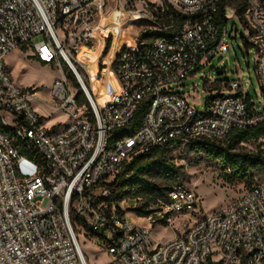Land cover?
<instances>
[{
	"label": "built area",
	"instance_id": "built-area-1",
	"mask_svg": "<svg viewBox=\"0 0 264 264\" xmlns=\"http://www.w3.org/2000/svg\"><path fill=\"white\" fill-rule=\"evenodd\" d=\"M165 1L186 19L150 43L121 47L108 68L117 88L102 101L94 82L106 69L92 74L78 53L96 38L103 0H0V264H89L80 235L97 248L94 259L107 256L104 264H264V180L208 215L200 214L196 190L176 182L168 202L136 215L147 223L113 198L109 184L139 152L183 150L194 140L264 125V0H245L241 15L231 5L225 10L228 19V10L239 18L255 50L263 100L249 104L240 79L205 77L220 93L200 109L190 100L197 90L177 88L210 56L230 49L227 24L220 31L215 21L221 0ZM29 45L35 58L59 70L51 93L70 115L62 127L45 125L31 102L35 90L17 85L8 69L6 55ZM144 98L140 128L116 134ZM165 215V224L157 220ZM180 216L188 221L180 232L153 237L155 224L172 226Z\"/></svg>",
	"mask_w": 264,
	"mask_h": 264
},
{
	"label": "rangeland",
	"instance_id": "rangeland-1",
	"mask_svg": "<svg viewBox=\"0 0 264 264\" xmlns=\"http://www.w3.org/2000/svg\"><path fill=\"white\" fill-rule=\"evenodd\" d=\"M103 8L101 9L97 20V34L94 42L90 45V50H95L97 41L104 39V43L108 36H111V47L107 55L97 56L99 51H94L92 54L89 51H81L78 57L83 61L90 59L93 64H97L99 71L106 69L103 80L95 81L94 86H97V92L102 96L107 95L108 92L114 91L117 88V81L108 68L111 62L108 59H113L114 55H110L115 39L125 32V37L119 41L118 46L124 47L138 45V36L141 31L159 27V21L156 18V13L161 8L164 11L171 9L165 0H103ZM139 11L146 12V16L142 18L133 17V13ZM229 19L227 22L228 34L226 40L231 43L228 51L217 52L210 56L204 66H200L198 73L181 82L178 92H190L197 90V95L190 100L199 109L202 108L208 97L215 96L220 93L219 90H214V84H208L205 77L210 81L240 79L245 93L260 105L263 100V93L259 85L258 77L255 71V50L246 46L243 42L242 36L245 35L244 28L239 18L228 10ZM237 32V35L235 34ZM43 35H36L33 38L32 44L43 39ZM121 42V43H120ZM104 50V48H103ZM85 54V57L81 55ZM112 56V57H110ZM6 63L11 73L12 78L22 88L31 87L35 90L32 97V105L37 108L46 118L47 127L57 126V128L65 125L69 119V113L60 109L58 106H53L56 99L53 97L52 85L54 79L57 78L59 70L51 64L39 62L33 56L31 45L27 48H18L12 50L6 55ZM91 72L93 69L90 68ZM76 90L80 92L76 81H72ZM197 84L198 87H194ZM94 96V95H93ZM12 123L13 117L8 118ZM242 150L249 152H260L264 155V137L257 141H250L242 143ZM175 162L181 169V181L194 188L200 198L201 207L200 214L208 215L212 211L219 209L227 201L233 197L238 196L244 191L242 183H229L225 180L226 173H230L229 169H224L219 162L210 160L199 152L189 151L188 147L181 150L179 148L173 151ZM254 182L264 180V170L258 171L254 174ZM142 201H134L126 199L123 203L124 208L128 211V215L136 220L138 223H147L148 221L143 217H137L131 211L134 206L140 205ZM184 217L173 218L172 226L155 224L152 229V235L155 239H169L175 232H180L188 225V221L184 222ZM79 240L83 250L86 253L89 264H104L107 261V256L101 254L97 259H94V254L97 250L84 236L80 235Z\"/></svg>",
	"mask_w": 264,
	"mask_h": 264
},
{
	"label": "trees",
	"instance_id": "trees-1",
	"mask_svg": "<svg viewBox=\"0 0 264 264\" xmlns=\"http://www.w3.org/2000/svg\"><path fill=\"white\" fill-rule=\"evenodd\" d=\"M228 5L235 7L236 13L241 15L246 2L245 0H221L219 2L215 21L220 31L228 22V18L225 17ZM160 10L162 11L156 13L159 27L141 31L138 36L139 46L163 36L167 33L166 27H176L186 19V16L172 8L167 11L162 8ZM111 42V36H108L102 52L103 56L107 55ZM243 42L249 46L244 39ZM246 101L251 104L249 94L246 96ZM148 104L149 99L144 98L129 125L116 130L115 133L133 134L139 129L144 121ZM5 131L12 133L9 129ZM262 137H264V125L233 128L223 139L194 140L187 147L189 151L199 152L206 158L222 164L224 169H229L230 173H226L225 180L229 183H242L245 190L258 183L253 181V177L256 172L264 170V155L260 152H246L242 150L241 144L257 141ZM175 147L155 146L135 154L125 162L115 175L113 182L109 184L116 203L126 199L142 201L140 205L133 207L132 212L137 216H146L158 210L162 201L168 202V191L174 183L181 181V169L172 154L177 149ZM39 161L43 163L41 156ZM167 217L168 215H165L157 220L165 224Z\"/></svg>",
	"mask_w": 264,
	"mask_h": 264
},
{
	"label": "crops",
	"instance_id": "crops-1",
	"mask_svg": "<svg viewBox=\"0 0 264 264\" xmlns=\"http://www.w3.org/2000/svg\"><path fill=\"white\" fill-rule=\"evenodd\" d=\"M97 46H95L96 47V49L94 50L95 52L96 51H99V53H98V55L97 56H100L101 54V52L103 51V48L105 47V43H104V39H100V40H98L97 41V44H96ZM120 48H121V46H119L118 48H117V46H116V48L115 47H113V51H112V53L110 54V55H116L117 53H118V51L120 50ZM81 51H84V52H86V51H89V52H91L92 50H90V47H85V48H83ZM112 56H110V57H112ZM110 60H112V58L111 59H108V61H110ZM39 61V60H38ZM39 62H41V61H39ZM59 76V74L57 75V77ZM56 79V78H55ZM95 94V96L99 99V100H102V101H104L105 100V98H106V96L108 95V93H107V95H105V96H102L100 93H94ZM249 94V93H248ZM53 106H58L56 103L54 104L53 103ZM33 107H34V105H33ZM60 109H62L63 110V108L61 107V106H58ZM34 109L41 115V116H43L44 117V123H45V125H47V120H46V118H45V116L37 109V108H35L34 107ZM53 127H57V126H53Z\"/></svg>",
	"mask_w": 264,
	"mask_h": 264
},
{
	"label": "bare ground",
	"instance_id": "bare-ground-1",
	"mask_svg": "<svg viewBox=\"0 0 264 264\" xmlns=\"http://www.w3.org/2000/svg\"><path fill=\"white\" fill-rule=\"evenodd\" d=\"M133 17H135V18L138 17L137 12L133 13ZM125 35H126V34H125V32H124V33H122L121 36H119L117 39H115L114 43L116 44V46H118L119 41H121L122 38L125 37ZM99 39H101V37H100ZM120 43H121V42H120ZM94 48H95V46H94ZM91 53L94 54V50H92ZM111 53H112V52H111ZM81 56H82V57H85L86 55L82 53ZM85 63H86L90 68H92V66H93V69H95V70H92V71H93L92 74H95L96 71H97V64L94 65V64H93V61L91 62L89 58H88V60L85 61Z\"/></svg>",
	"mask_w": 264,
	"mask_h": 264
}]
</instances>
